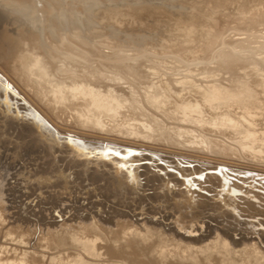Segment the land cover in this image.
Instances as JSON below:
<instances>
[{
	"label": "bare ground",
	"instance_id": "obj_1",
	"mask_svg": "<svg viewBox=\"0 0 264 264\" xmlns=\"http://www.w3.org/2000/svg\"><path fill=\"white\" fill-rule=\"evenodd\" d=\"M80 1L0 0V125L3 138L13 133L17 159L0 157V264H264L260 0H237L233 14L226 3L212 11L195 2L176 32L192 38L130 47L104 45L103 30L114 35L115 27L99 19L100 0L81 10ZM218 11L245 28L224 31ZM120 17L113 22L127 25ZM152 32L150 39L169 37ZM109 147L107 158L98 155ZM34 158L42 160L28 175L36 190L56 189L40 195L46 207L27 205L35 188L21 192L11 182ZM140 159L150 160L145 170L173 173L138 163L121 172ZM205 182L213 194L199 192ZM71 183L74 192L58 194ZM143 187L151 193L132 198ZM205 198L216 204L209 221L191 212ZM8 221L20 230L12 234ZM106 231L111 240L101 237Z\"/></svg>",
	"mask_w": 264,
	"mask_h": 264
},
{
	"label": "rangeland",
	"instance_id": "obj_2",
	"mask_svg": "<svg viewBox=\"0 0 264 264\" xmlns=\"http://www.w3.org/2000/svg\"><path fill=\"white\" fill-rule=\"evenodd\" d=\"M83 1V2H82ZM82 1H80L79 2V4L77 3V6L79 7V9L81 10L83 7H85V4H87V3H89L90 2V0H82ZM117 1V2H116ZM213 1H216L215 3H213ZM236 1L237 0H232V1H230V0H225V1H222V0H100L99 1V4H97V7H98V9L99 10H101L102 12H101V16H100V18L99 19H102V22H103V24H106V27H107V25L108 24H110V26H112V27H115L114 29H116V33H114V35H112L110 32H109V30L110 29H105V30H103V33H104V31H106L105 33H104V35H103V42L105 41V43L106 44H104V45H108V44H110L111 43V41L112 42H114V40H116L117 42L116 43H118L119 45H124L123 47H130V46H146V45H162V44H165V45H169V44H178V43H180V42H183V41H185V38H192V37H189V36H186L187 34H186V32H183V33H181L180 35H178V33H176V32H178V29L180 28V26H182V23H183V20H188L191 16H192V12H194V10H195V6H196V3H199V2H203L204 4H205V7H204V9L205 10H209V8L211 9L212 8V11H213V8L215 7V5L216 6H219L221 3H223V4H227V6L229 7V9H227V11L229 10V12H230V14H233L232 12H236L237 11V7H238V4L236 3ZM87 2V3H86ZM196 2V3H195ZM264 3V0L262 1V0H260L259 1V5H261V7H264V5H262L263 3ZM107 3V4H106ZM102 6V7H101ZM194 6V10H192L193 7ZM82 7V8H81ZM216 8V7H215ZM217 9V8H216ZM142 10V11H141ZM107 11L110 13H107ZM145 11V12H144ZM104 12H106V13H104ZM117 12V13H116ZM121 14H120V13ZM12 13V12H11ZM113 13V14H112ZM119 13V14H118ZM123 13V14H122ZM151 13V14H150ZM204 13V12H203ZM200 14L201 15V17L204 15V17H205V14ZM213 13H215V16L216 17H218L219 19H218V21H217V23H215L217 26L219 25V27L220 28H222V27H224V28H222L224 31L226 30H228V29H230L229 31H233V32H240V30H237V28L239 29H243V28H245L243 25H240V24H238L237 22H235V20H233V19H231V18H226V15H225V17H224V15H222L221 14V12H213ZM114 14L116 15H118L119 17L121 16V17H124V18H121V19H123V20H125V21H127V22H125L124 21V24H127V25H125V26H121V24H122V22H120V24H118L115 20H114V22H113V16H114ZM190 14V15H189ZM15 15V14H14ZM108 15V16H107ZM126 15V16H125ZM16 16V15H15ZM104 16H106V18L104 17ZM132 16V17H131ZM111 17V18H110ZM126 17H129V18H126ZM175 17V18H174ZM189 17V18H188ZM20 18V17H19ZM141 18V19H140ZM105 19V20H104ZM119 19V18H118ZM135 21H134V20ZM232 21H231V20ZM140 23H142V24H137L136 22L137 21ZM143 20V21H142ZM177 20V21H176ZM182 20V21H181ZM16 21H18L17 22V24H18V26L20 25V28L22 27L23 28V26L25 27V28H23L25 31H27L28 29H29V26L28 25H26V23H24V19L22 20V19H16ZM130 21H131V23H130ZM134 21V22H133ZM165 21V22H164ZM231 21V22H230ZM144 22V23H143ZM150 22V23H149ZM158 22V23H157ZM222 22H225V23H222ZM128 23H130V24H128ZM161 23V24H160ZM196 24L195 26H194V24ZM198 23H201L200 24V26L201 25H205V24H203V22H201V21H199V20H193V22H192V24L193 25H191V26H193V27H196L197 28V26L199 25ZM234 23H235V25H234ZM115 24V25H114ZM172 24V25H171ZM215 24H209V26L211 27V29L214 27V25ZM224 24V25H223ZM237 24V25H236ZM261 24H262V29H264V22L262 23H260V26H259V28H261ZM114 25V26H113ZM117 25H120V26H117ZM139 25V26H138ZM158 25V26H157ZM222 25V26H221ZM228 25V26H227ZM258 25H259V23H258ZM257 25V26H258ZM128 26H131V27H128ZM142 26V27H141ZM160 26H163L162 28H163V30H165V33H164V35H166V36H169V37H166L164 40H160L163 36H162V34L161 33H159V38L160 39H150V34H151V32L152 33H158V31L161 29L162 30V28L160 27ZM173 26V27H172ZM200 26L198 27V28H200ZM118 27H119V29L120 28H123V30L122 29H118ZM158 27V28H157ZM242 27V28H241ZM22 28H21V30H22ZM108 28V27H107ZM169 28V29H168ZM125 29V30H124ZM171 29V30H170ZM255 29H257V27L255 28ZM124 31V32H123ZM150 32V33H149ZM144 35V37L142 38V36ZM173 35H178L177 37H175V38H171ZM140 37L141 36V39H137L136 37ZM197 36V35H196ZM112 37H113V39H112ZM146 37V38H145ZM115 38V39H114ZM104 39H106V40H104ZM107 39H109V40H107ZM194 41H197V39L196 38H194ZM109 42V43H108ZM108 43V44H107ZM1 118V117H0ZM2 119L3 118H1L0 119V123H1V121H2ZM20 122H22V120L21 121H19V123ZM12 124H14V122L12 123ZM11 124V125H12ZM16 125L14 124L13 125V127H15ZM11 128H13L12 126H10ZM0 157H2V158H4V159H6L7 161H9V162H16L17 161V159L14 157L15 156V154L12 152V150H11V148L13 147H10L11 145H13V143L15 142V140L16 139H13V137H12V134L13 133H10V130H8L9 132H7L8 133V135H7V137H6V139L5 138H3V135H2V130H3V128H2V126L0 125ZM10 133V134H9ZM2 140H3V142H2ZM6 140V141H5ZM11 140H13L14 142H12ZM7 141H9L8 143H7ZM4 142H5V145H4ZM60 142V141H59ZM4 146H7L6 148L7 149H5V147ZM10 147V150L8 149ZM10 153V154H9ZM55 153H57L56 151H55ZM143 154L145 155V152H143ZM33 156V155H32ZM166 159H169V158H166ZM37 160V158L35 159H32V160H24L23 162H22V164L24 165L23 166V168H22V171H20V173H19V175H17L16 176V179H18V181L15 179V178H13V179H11V180H13V181H11V182H14V184H16V185H18V189L17 190H19V191H21V192H23V191H25V192H27V190L28 191H30L31 192V188L32 189H34L35 187L34 186H36V183H35V179H34V177H30L31 175V173H32V171L34 170V168L35 169H37V167L39 166V162L41 163V159H39L38 158V160ZM39 160H41V161H39ZM150 162V160L149 159H140V160H134V162L132 163V164H140L142 167H138L137 168V170H140V171H147L148 173H150V172H156L157 174H159V175H162L163 177H170L169 175L171 174V173H173V172H171V171H168L167 169L165 170V169H159L158 167H153V166H150L149 168H150V170H149V168H147V170H145L144 169V165L145 166H148L149 163ZM156 163H158L157 161H156ZM173 164V163H172ZM197 164H198V166H199V163H194V162H192V163H190V165H192V166H194V167H196L197 166ZM27 165V166H26ZM36 165H38V166H36ZM89 165H92V164H89ZM26 166V167H25ZM33 166V167H32ZM187 165H185V167H186ZM197 166V167H198ZM24 167H25V173H24V171H23V169H24ZM28 168V169H27ZM33 169V170H32ZM26 170H27V172H26ZM153 170V171H152ZM208 173L209 172H211V171H213V170H210V169H205ZM205 170H203L204 172H205ZM23 174H22V173ZM29 172V173H28ZM31 172V173H30ZM169 172H171V173H169ZM67 173V172H66ZM28 175H30V176H28ZM25 176V177H24ZM18 177V178H17ZM19 177H23V179H25V181L23 182L22 180V178H19ZM30 179H33V180H30ZM144 178V175L142 174L141 176H140V179H143ZM22 179V180H21ZM235 179V178H234ZM15 181H16V183H15ZM22 181V182H21ZM33 181V182H32ZM233 181H235V182H239V181H241L240 179H235V180H233ZM248 182H249V180H247ZM19 184H18V183ZM20 182L22 183V184H20ZM142 182H143V180H142ZM24 183V184H23ZM31 185V183H32V185H31V187H30V185ZM27 184H28V186L30 187H28L27 186ZM207 183L205 182V183H202V184H200V186L202 185V186H205ZM24 186L23 188L21 187V186ZM73 184L71 183V184H68V186H70V187H68L67 189H65V190H67V191H65L64 192V190L63 189H60V192H58V194H60L61 196H65V197H67V195H69L68 194V192H71V191H75V187H73L72 186ZM25 186H27V187H25ZM33 186V187H32ZM73 188H72V187ZM201 186V187H202ZM22 189H21V188ZM27 188V189H26ZM29 188V189H28ZM146 187H143L142 188V190L140 191L141 193H151V191L149 190V189H145ZM24 189V190H23ZM26 189V190H25ZM41 188H39L38 189V191L36 190V188L34 189V191H35V195H32V196H29L28 198H26L25 200L26 201H24L27 205H29V206H31V205H33L34 207L37 205V206H44V207H46L47 205L46 204H43V203H41V202H39V199H40V195L41 196H44V197H49L51 194L52 195H54L56 192V189H52V188H49V189H52V190H49L48 188H46V187H42V189L40 190ZM69 189V190H68ZM38 193H37V192ZM204 191H207L208 192V194H213V192L212 191H209L208 189H206V188H201L200 189V193H202V192H204ZM54 194H53V193ZM198 191H195V193L196 194H200ZM14 192L12 191V194H13ZM64 193V194H63ZM38 197H37V196ZM82 196H84V195H82ZM37 199H36V198ZM101 199V198H100ZM28 200V201H27ZM171 201H168L167 203H170ZM211 201L210 200H208V198H205V199H203V204H206V206H204V207H199L198 209H192L191 210V212H193L194 214H196L197 215V218H201V220H203V221H209L208 220V215L209 214H211L212 212H213V208L211 207V205L213 206V207H215V205H213V204H211L210 203ZM1 203V202H0ZM208 203V204H207ZM209 203H210V206H209ZM16 204L18 205H20V203L19 202H16ZM34 204H36V205H34ZM146 204V203H145ZM28 206V207H29ZM146 207H149V204H147L146 205ZM187 210V209H186ZM210 210V211H209ZM215 210V209H214ZM0 211L3 213V211H2V209L0 208ZM70 211V210H69ZM68 211V212H69ZM222 211V210H221ZM208 213V214H207ZM214 213V212H213ZM223 213V212H222ZM243 214H246V212L244 211L243 212ZM200 215V216H199ZM3 216V215H2ZM64 216H68V214L67 213H65L64 214ZM256 217L257 218H260V219H262L263 217L262 216H260V215H256ZM2 218H5L4 216L2 217ZM30 218H32V219H34V217L33 216H30ZM73 220L74 221H76L75 220V218H73ZM6 221H7V219H6ZM45 221H47V219L45 220ZM48 221H52V219H50L49 218V220ZM211 223H213V221L211 220L210 221ZM8 226H11V230H10V232L13 234V233H15L16 231H19L20 229L19 228H17L16 226H15V224H12L10 221H8ZM243 226V227H242ZM240 227H242V228H244V225H241ZM13 231H15V232H13ZM108 231H106V232H104L103 233V235L101 236L102 238H104L105 236V238L106 239H112V236H110V234H108L107 233ZM107 235H108V238H107ZM46 237V238H45ZM45 239H43V241H46L47 242V240L49 241L50 239L45 235ZM148 239V241L146 240V241H144V244L145 243H150L151 242V238L150 237H148L147 238ZM51 241V240H50ZM136 244H138V245H140V243L139 242H137ZM143 243H142V245H144ZM156 244V243H155Z\"/></svg>",
	"mask_w": 264,
	"mask_h": 264
},
{
	"label": "water",
	"instance_id": "obj_3",
	"mask_svg": "<svg viewBox=\"0 0 264 264\" xmlns=\"http://www.w3.org/2000/svg\"><path fill=\"white\" fill-rule=\"evenodd\" d=\"M93 155V156H92ZM90 157L92 158V159H94V156H95V154H92ZM89 165V164H88ZM135 163H134V165H132L131 167L132 168H129V167H126V166H128V165H126V166H124L123 167V169H121V172H123L124 174H127L128 173V170H133L134 169V167H135ZM89 167H93L92 165H89ZM142 190V188L141 189H139L138 190V192L137 193H135L133 196H132V198H135V196H146V195H148L149 193H141L140 191ZM127 200V199H126ZM146 205L147 204H143V208L140 210V209H138L137 211L138 212H145L146 211V209L148 208V207H146ZM125 209H127V210H129V208L126 206V207H124ZM70 213H72V211L70 210L69 212H67V214L69 215ZM159 215H161V214H154L153 216L154 217H156V218H159L160 216ZM168 222V221H167Z\"/></svg>",
	"mask_w": 264,
	"mask_h": 264
},
{
	"label": "snow or ice",
	"instance_id": "obj_4",
	"mask_svg": "<svg viewBox=\"0 0 264 264\" xmlns=\"http://www.w3.org/2000/svg\"><path fill=\"white\" fill-rule=\"evenodd\" d=\"M115 150L114 149H112V148H105V149H103L102 150V152L101 153H98V155H102L104 158H107L109 155H111L113 152H114ZM115 155H117V156H119L120 155V153H115ZM198 179H200V180H203L204 179V177L203 176H200V177H198ZM195 185L193 184V187H194Z\"/></svg>",
	"mask_w": 264,
	"mask_h": 264
}]
</instances>
